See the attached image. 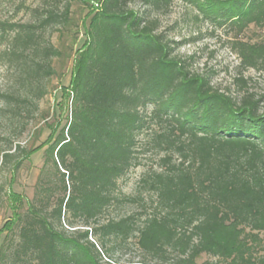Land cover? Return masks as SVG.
Listing matches in <instances>:
<instances>
[{"label": "trees", "instance_id": "1", "mask_svg": "<svg viewBox=\"0 0 264 264\" xmlns=\"http://www.w3.org/2000/svg\"><path fill=\"white\" fill-rule=\"evenodd\" d=\"M175 1L236 36L264 29V0H52L31 22L0 23L2 59L15 76L0 92L9 128L0 170L18 172L40 149L15 141L55 76L61 54L51 37L68 26L74 3L90 13L73 62L69 120L44 150L0 264H117L132 244L140 260L127 264H264V104L221 93L174 54L159 17ZM232 43L242 68L264 71V41ZM146 146L163 156L141 190L126 195L119 181Z\"/></svg>", "mask_w": 264, "mask_h": 264}, {"label": "rangeland", "instance_id": "2", "mask_svg": "<svg viewBox=\"0 0 264 264\" xmlns=\"http://www.w3.org/2000/svg\"><path fill=\"white\" fill-rule=\"evenodd\" d=\"M52 0H0V23L23 24L34 20L33 10ZM90 5L95 4L90 3ZM131 8L138 10L139 5ZM88 7L74 3L71 7V19L68 26L53 33L51 40L60 51L61 56L54 60L55 76L47 83V94L38 103V116L28 124L15 144L32 149L40 146L30 158L22 161L18 172L0 170V246L7 234L10 222L14 220L20 204H26L32 198L34 184L43 164L45 148L52 142L57 133L64 127L70 116V84L73 62L85 43V27L89 21ZM160 31L165 32L169 40L175 41L176 56L189 62L192 72L204 74L211 79L212 85L221 93L232 98H241L252 94L264 104V71L244 69L233 51V40L248 43L264 41V29L251 26L241 35L236 36L227 29L217 28L196 17L190 6L175 1L167 15L160 16ZM7 43L0 46V92L9 91L15 76L2 59ZM189 58H191L189 60ZM242 80L240 82L239 80ZM7 121L0 117V136L8 134ZM146 135L140 140L144 143ZM142 142V143H143ZM143 143V144H144ZM0 144V148H1ZM42 146V147H41ZM162 153H156L150 147L139 152L138 164L127 176L119 181L121 191L126 195H135L140 188L143 174L156 169ZM136 210L130 207L128 212ZM140 252L130 245L114 256L117 264L139 262ZM210 260L202 256L198 262ZM105 261V259H104Z\"/></svg>", "mask_w": 264, "mask_h": 264}]
</instances>
